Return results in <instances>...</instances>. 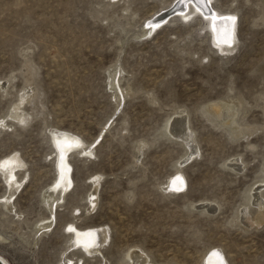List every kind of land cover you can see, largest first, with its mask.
Here are the masks:
<instances>
[{
  "label": "rangeland",
  "instance_id": "rangeland-1",
  "mask_svg": "<svg viewBox=\"0 0 264 264\" xmlns=\"http://www.w3.org/2000/svg\"><path fill=\"white\" fill-rule=\"evenodd\" d=\"M177 1L188 0H0V162L24 165L14 210L0 207L10 264H128L130 251L132 264H207L212 252L264 264V204L251 200L240 218L251 190L264 202V0L197 4L235 17L226 54L203 16H177ZM27 84L18 122L10 111ZM214 101L233 108L243 134H229L225 110L207 111ZM180 112L190 148L165 132ZM61 136L80 143L53 190ZM45 196L58 200L52 215ZM70 224L101 230L93 252L71 246Z\"/></svg>",
  "mask_w": 264,
  "mask_h": 264
},
{
  "label": "bare ground",
  "instance_id": "bare-ground-1",
  "mask_svg": "<svg viewBox=\"0 0 264 264\" xmlns=\"http://www.w3.org/2000/svg\"><path fill=\"white\" fill-rule=\"evenodd\" d=\"M204 1L205 0H188L187 2H184L182 4V6L177 1L176 6H178V10L176 12L179 13L177 16L182 17V19H184V20H188V19H190L189 15L193 14L194 12L199 13L201 16L204 17V20L207 21V28L211 31L210 32V33H212L211 37L214 40L213 43H215V45L218 47V50L224 54L232 52L234 45H235V39H234V34H233L234 26H235V24L233 23V21L235 19H233V18H235V17H233V15H222V14L216 13L215 11H214L215 13H206V12L204 13V12H202L201 10H199V7H201V6L198 7L197 4L202 5V4H204ZM205 6H206V4L204 5V7ZM202 7H203V5H202ZM180 8H182V9H180ZM185 8L189 9L188 14L182 13L185 10ZM159 21L160 20L154 22L153 24H150V26H148L149 28H147L148 29L147 31L150 32L152 30L151 28H154L155 26H157ZM223 44L228 45V46L225 48ZM28 86H30V85H28ZM32 89H33L32 86H30V90L27 93H25L23 96H21V98L11 108L10 116L15 117V119L18 122H23L25 119V114L20 112L21 111L20 106L24 102H29L31 96L33 95V92H32L31 96L28 93L30 91H33ZM228 104H225V106ZM230 105L232 106V104H230ZM233 107L235 108V104ZM226 108H228V107L227 106L224 107V104H222L221 101H214V102H211L207 105V111L209 113H211L216 120L220 119L218 117L221 116L222 110H225L224 112H226L227 116H226V120L223 121V125H224V127L226 126L229 134L232 137L237 136L238 134L243 132L242 127H241V129H239V128H237V125H235V123L237 122L236 121L237 118H235L236 120H234V115L236 113H233V112L229 113L228 112V111H232L233 108L231 110L228 109V111L226 110ZM229 108H230V106H229ZM235 109H234V111H235ZM170 131H172V136H174V138L182 141L184 144H186L187 148H190V146H188V145H189V143L192 142V139H190L191 136L190 137L188 136V135H190V133H188L189 132L188 123H187V120L184 116V112L177 113V115L170 118L169 121L166 123L165 132L168 136H170ZM79 143L80 142L78 140H76L75 138L69 137V136H61V139L59 141H57V148H58L60 155L62 156V159H60L58 161L59 178H58L57 185L53 186V190H56V188L59 187V185L62 182L68 181V179H69L68 168L69 167L66 164V162H64V160H63V156L65 155L64 152L70 147H74L75 145H79ZM22 165L23 164L17 160L15 155L10 156L9 158L0 162V175L2 176V178L4 180L3 184L7 185L6 186L7 190L5 191V193L3 195H1V198H0V207L6 213L12 212L14 210V198L16 199L15 195L18 192V190L21 186L22 180H23V178H22L18 181L16 179L17 177L15 176L14 173L16 172L15 169L20 168ZM23 167H24V165H23ZM236 168H240V167H236ZM176 180L177 181L172 182L173 187L182 186V183H183L182 178L180 176H178L176 178ZM94 185H96V183ZM260 185H263V187H264V183H262ZM97 186H95V188ZM259 188H260V186H259ZM259 188H257L256 191H253V190L250 191L249 200L246 202L243 209L241 210L240 218H244V219L246 218L247 212H248V207H250L249 205H251L252 201H254V202H252V204L258 207V212L261 210L264 202H263V199L260 197V194H259L260 189ZM173 189H175V188H173ZM52 193H53V191H52ZM53 196L52 197L45 196V197H47V199H45L46 201H48V198H50V202H48L49 204L47 202H46L47 203L46 204L45 201H43L44 197L42 196L43 197L42 201L46 205H48L47 207H50V214L52 213L51 212V209H52L51 204L53 203L54 199L57 200ZM251 198H253L254 200ZM57 201H55V202H57ZM93 201H95V200H93ZM93 201H92V203H94ZM92 203L90 204L91 206H90L89 210L92 209ZM208 204L210 205V203H208ZM206 205H205V207H207ZM55 206H57V204H55ZM47 207H45V208H47ZM202 207H204V206H202ZM199 208H201V206ZM213 208H214V206L212 205V211H213ZM47 209L49 210V208H47ZM206 209H205V211H206ZM209 211L211 212V210H209ZM260 214H261V212H260ZM256 215L258 216V214H256ZM50 220H51V218H50ZM50 220L49 221L47 220L48 222L45 225H43V226L41 225L42 227H40V225H38L39 227L37 226L35 228L34 236H36L40 231L42 232V233L40 232L41 234L45 233L48 230V228L51 226ZM73 226L71 224L69 225V230L73 234L71 237V240H72L71 246H74V247L77 246L78 249H80L81 251H84L86 253L91 252V251L93 252L94 249H96L95 248L96 244H97L96 241H97L99 232L102 234L101 230L89 229V230L81 231V230L75 229ZM131 255L134 256L135 254H133V252H131V251L128 253V261H130V262H132ZM221 258L222 257L220 256L219 253L212 252L207 257V264H222ZM130 262L128 264H132ZM0 264H10V263L6 259H4L3 257L0 256ZM138 264H148V262L142 261V262H139Z\"/></svg>",
  "mask_w": 264,
  "mask_h": 264
}]
</instances>
